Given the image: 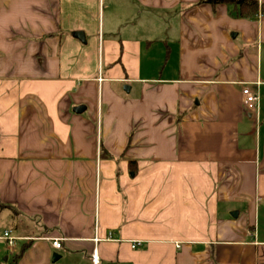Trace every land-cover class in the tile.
I'll list each match as a JSON object with an SVG mask.
<instances>
[{
  "label": "crops",
  "instance_id": "crops-1",
  "mask_svg": "<svg viewBox=\"0 0 264 264\" xmlns=\"http://www.w3.org/2000/svg\"><path fill=\"white\" fill-rule=\"evenodd\" d=\"M205 1L42 0L11 30L37 70L0 78V264H264V0ZM160 19L179 55L155 80Z\"/></svg>",
  "mask_w": 264,
  "mask_h": 264
},
{
  "label": "clouds",
  "instance_id": "clouds-1",
  "mask_svg": "<svg viewBox=\"0 0 264 264\" xmlns=\"http://www.w3.org/2000/svg\"><path fill=\"white\" fill-rule=\"evenodd\" d=\"M43 7L42 0H3L0 3V53L5 58L0 60V78L19 74L20 70L11 72V66L15 63L18 66L23 65L24 71H36L35 61L32 59L31 52L24 54L15 52L16 42L9 39L11 30L22 31L24 29L38 30L46 18L41 14Z\"/></svg>",
  "mask_w": 264,
  "mask_h": 264
},
{
  "label": "rangeland",
  "instance_id": "rangeland-1",
  "mask_svg": "<svg viewBox=\"0 0 264 264\" xmlns=\"http://www.w3.org/2000/svg\"><path fill=\"white\" fill-rule=\"evenodd\" d=\"M106 3H108V0H106ZM119 7L120 6H118V8ZM106 16H107V14H106ZM102 25L103 26L101 27V30L104 31V35H106V38H107L108 37L107 35L110 33L109 18L105 17L104 24L102 23ZM163 25H164V23L160 19V28H157V27H156L157 29L154 28V32L156 33V36L160 35V37L155 38V39H148V41H150L152 43H150L148 45L150 48H149V51L147 52L146 56L144 55V57H148V56L150 57V60H149V62H151L150 66H149V69H150L149 72L150 73L149 74L144 73L143 76H148V77L155 79V78H160L159 75H161L162 78H167L168 74H171V75L173 74V72H174L173 70L178 64L179 53L177 54V51L174 48L175 44H173L172 42L169 43L167 40L169 38L164 37V33H162V30L165 31V29L162 27ZM119 29L120 28H116V29L113 28V29H111V32H114L115 30H116V32H118ZM171 48L173 49L172 52H171ZM169 51H170V53H169ZM102 70H103V67H101V71ZM136 94L137 93H135V90H134L133 95L135 96ZM99 109H100L99 115L101 117L104 114V112H106V108L102 104V97H100ZM100 125H101V121H100ZM0 229H1L0 230V234H1V232L3 233L4 230L2 227ZM9 245H11V244H9Z\"/></svg>",
  "mask_w": 264,
  "mask_h": 264
},
{
  "label": "trees",
  "instance_id": "trees-1",
  "mask_svg": "<svg viewBox=\"0 0 264 264\" xmlns=\"http://www.w3.org/2000/svg\"><path fill=\"white\" fill-rule=\"evenodd\" d=\"M206 3L212 4L214 7L220 4H225L229 7H233L240 18L254 19L261 11V5L259 0H206ZM135 161L130 163L132 172L136 173L137 168L134 167Z\"/></svg>",
  "mask_w": 264,
  "mask_h": 264
},
{
  "label": "built area",
  "instance_id": "built-area-1",
  "mask_svg": "<svg viewBox=\"0 0 264 264\" xmlns=\"http://www.w3.org/2000/svg\"><path fill=\"white\" fill-rule=\"evenodd\" d=\"M243 95V102L245 105L246 110L249 113H255L257 111V106H258V96L257 94L252 91L250 88H244L242 91ZM111 237V234L109 235ZM4 239H6L9 244L13 245L15 242V238L12 237L11 232L7 231L4 234ZM98 242V240H96ZM138 242L133 243V248L137 246ZM53 247L57 250L61 249L62 247V240L61 239H55L52 243ZM92 262L93 264H99L100 263V257H99V252L97 249H95L93 255H92Z\"/></svg>",
  "mask_w": 264,
  "mask_h": 264
},
{
  "label": "water",
  "instance_id": "water-1",
  "mask_svg": "<svg viewBox=\"0 0 264 264\" xmlns=\"http://www.w3.org/2000/svg\"><path fill=\"white\" fill-rule=\"evenodd\" d=\"M73 36H74L76 39H78V40H80L81 42H83V43L86 42V40H85V35H84V33H82V32H77V33H75ZM85 110H86V108H85V107H82V106L77 107L76 109H74V111H75V112H78V113H82V112L85 111ZM233 216H234V215H233ZM236 216H237V215H235V217H236ZM59 258H60V256H58L57 254H55V255H54V258H53V262H54V263L57 262Z\"/></svg>",
  "mask_w": 264,
  "mask_h": 264
}]
</instances>
